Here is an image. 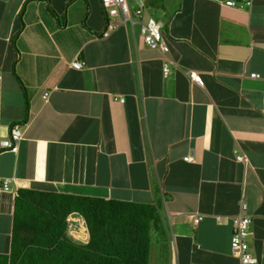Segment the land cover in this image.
Segmentation results:
<instances>
[{
	"label": "crops",
	"instance_id": "crops-1",
	"mask_svg": "<svg viewBox=\"0 0 264 264\" xmlns=\"http://www.w3.org/2000/svg\"><path fill=\"white\" fill-rule=\"evenodd\" d=\"M129 2L147 3L169 53L149 49L138 24L104 39L100 0H0V143L22 131L18 152L0 150L11 186L0 191V254L17 191L32 189L140 204L163 196L171 240L153 239L167 264H240L230 219L244 201L250 251L264 264V0ZM192 215L199 225L186 224ZM74 222L71 235L84 226L87 244L85 220Z\"/></svg>",
	"mask_w": 264,
	"mask_h": 264
},
{
	"label": "trees",
	"instance_id": "trees-1",
	"mask_svg": "<svg viewBox=\"0 0 264 264\" xmlns=\"http://www.w3.org/2000/svg\"><path fill=\"white\" fill-rule=\"evenodd\" d=\"M26 111L28 116V99ZM162 198L156 204H140L20 189L10 252L0 254V264H150L153 233L159 239L165 236ZM74 213L86 222L87 244L68 235V218Z\"/></svg>",
	"mask_w": 264,
	"mask_h": 264
},
{
	"label": "built area",
	"instance_id": "built-area-1",
	"mask_svg": "<svg viewBox=\"0 0 264 264\" xmlns=\"http://www.w3.org/2000/svg\"><path fill=\"white\" fill-rule=\"evenodd\" d=\"M104 17L106 20V29L103 33V38L107 39L110 35L118 29L119 26L129 25L134 32L135 26H140V33L143 37L145 45L151 50H158L163 54L169 53V48L166 45L160 31V25L151 19H147L143 12L142 5L138 10L133 9L129 0H100ZM230 8L240 9L250 7L251 1L248 2H234L229 1L226 4ZM84 66L83 62H76L72 68L81 70ZM164 72H168V67H164ZM191 81L200 87H203V80L196 72L189 74ZM253 78H259L257 75H252ZM48 98V96H47ZM22 141V131L19 125H15L11 130L10 136L7 140L0 143V150L10 151L12 153L18 152L19 144ZM236 160L240 163L247 162L245 155H239L236 152ZM195 153H191L188 157L184 158L187 163H193ZM11 189L8 180L0 179V191H9ZM220 220V219H219ZM202 218L197 215H192L187 218V225H199ZM233 232L231 236V250L235 257L238 258L240 264H257V259L251 254L248 239L252 235V215L248 213V205L243 201L238 215L231 218ZM71 228V226H69Z\"/></svg>",
	"mask_w": 264,
	"mask_h": 264
},
{
	"label": "rangeland",
	"instance_id": "rangeland-1",
	"mask_svg": "<svg viewBox=\"0 0 264 264\" xmlns=\"http://www.w3.org/2000/svg\"><path fill=\"white\" fill-rule=\"evenodd\" d=\"M133 4V3H132ZM155 5H160V4H155ZM163 201V200H162ZM69 219H71V223H73L74 221V216H72V218L69 217ZM82 226V225H81ZM79 226V230L76 229V233H73L72 235L69 234L71 237V239L76 242V243H84L85 241H87L86 239V232L83 228H85L84 226ZM75 225H72L71 228H72V231L75 230L74 229ZM165 238L166 239H169V241L171 240V231H170V228L169 226L165 227ZM86 235V236H85ZM248 241L250 242V239H248ZM154 250H153V253H152V257H151V261H150V264H161L162 262H164V264H167L170 260V255L168 254V252L165 253V256H162V258L160 260H156V253L157 251L159 250L157 245L153 246ZM167 248L169 249V247L167 246ZM157 250V251H156Z\"/></svg>",
	"mask_w": 264,
	"mask_h": 264
},
{
	"label": "clouds",
	"instance_id": "clouds-1",
	"mask_svg": "<svg viewBox=\"0 0 264 264\" xmlns=\"http://www.w3.org/2000/svg\"><path fill=\"white\" fill-rule=\"evenodd\" d=\"M130 3V2H129ZM131 5V4H130ZM132 7V6H131ZM146 7H147V3H146ZM146 7H145V5L143 4V6H142V8L141 7H139L138 6V8L136 9V10H138L139 8H141L142 10H143V12L145 11V9H146ZM145 13V12H144ZM145 16H146V18L147 19H151V20H153V21H155L153 18H150V17H148L146 14H145ZM156 23H157V21H155ZM158 24V23H157ZM159 25V24H158ZM160 31H161V34H162V36H163V32H162V30H161V26H160ZM143 38V37H142ZM163 39H164V37H163ZM144 41V40H143ZM165 41V40H164ZM153 51H158V50H153ZM172 64V63H171ZM165 66H167L168 67V65H165ZM164 66V67H165ZM170 71V69H169V67H168V72ZM163 72H164V69H163ZM168 72H164V73H168ZM191 73V72H190ZM189 73V74H190ZM198 74V73H197ZM197 85V84H196ZM77 215H79V214H76V213H74V214H71L69 217L70 218H72V216H77ZM80 216V215H79ZM81 217V216H80ZM83 218V217H82ZM71 219H69L68 218V223H69V226H72V225H75V222L73 221V223H71V221H70ZM231 220V219H230ZM232 222V221H231ZM233 227V226H232ZM75 228V227H74ZM71 230H72V228H70L69 227V231H68V235L69 234H71ZM70 236V235H69Z\"/></svg>",
	"mask_w": 264,
	"mask_h": 264
}]
</instances>
